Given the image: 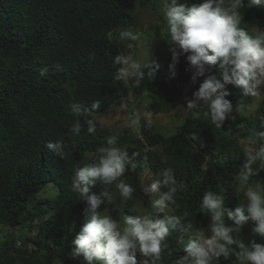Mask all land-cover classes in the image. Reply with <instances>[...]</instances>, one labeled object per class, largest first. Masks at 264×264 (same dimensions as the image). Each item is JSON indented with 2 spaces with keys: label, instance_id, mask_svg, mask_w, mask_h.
I'll return each mask as SVG.
<instances>
[{
  "label": "trees",
  "instance_id": "obj_1",
  "mask_svg": "<svg viewBox=\"0 0 264 264\" xmlns=\"http://www.w3.org/2000/svg\"><path fill=\"white\" fill-rule=\"evenodd\" d=\"M165 1L170 6V0ZM159 2L0 0V227L35 231V236H20L19 242L12 237L1 243L0 264H82L80 258L74 259L69 253L72 240L89 216L85 213L86 202L71 191V179L78 168L97 159L99 147L106 146L109 138V133L99 128L93 117L103 115L130 94L144 92L157 99L147 105V114H167L173 102L189 101L205 79L220 78L217 66H205L204 75L193 84L191 77L196 70L187 62L190 53L179 56L173 76L169 70L172 53L168 36L160 38L152 49L151 61L160 65L153 76L146 75L138 87L132 81L125 83L114 78L118 66L113 64V58L121 55L124 48L118 43L121 35L116 33L135 24L132 6L150 7ZM242 2L239 26L253 36L254 28L264 29V8L248 7L249 0ZM42 68L48 69L45 76L40 75ZM227 91L234 119L226 120L222 128L211 124L205 110L198 108L201 118L186 134L165 137L156 126L149 128L145 122L139 127V135L132 127L117 138L118 145L126 148L129 155L139 153V166L134 171L126 170L123 177L135 189L132 199H123L126 214H138L134 205L153 193L144 185H150L165 167H171L177 182L187 186L186 191L176 194L179 207L169 205L173 216L181 217L185 227L191 224L193 230L210 228V216L201 212L200 207L206 191L223 194L225 206L230 209L241 204L243 196L232 194L246 159L241 140H246L253 130H262L259 125L264 122V106L251 117H244L239 103L243 100L247 105L250 97L232 85L227 86ZM97 100L101 102L99 108L92 109ZM72 103L80 105V115L70 111ZM88 119L96 125L94 133L87 132ZM77 120L82 125L79 134L70 131ZM57 140L67 146L65 159L46 148L49 141ZM198 148L203 151L205 162L198 159ZM164 157L168 158L167 164L163 163ZM144 161L148 173L142 181ZM263 176L260 171L249 181H259ZM49 184L56 191L50 199L44 191ZM114 187L98 181L88 194L99 195L107 190L114 197ZM164 191L167 189L160 193ZM30 201L34 205L31 209ZM112 204L115 200L102 204L98 211ZM225 223L230 225L231 221L225 217ZM255 226L249 220L239 233H233V238L246 245H264V236L253 231ZM192 234L189 231L183 235L188 239ZM180 235L172 230L165 238L167 247L160 264H175L184 255L183 246L177 244ZM232 247L239 251L236 245ZM236 263L240 262L235 253L215 262Z\"/></svg>",
  "mask_w": 264,
  "mask_h": 264
},
{
  "label": "clouds",
  "instance_id": "obj_2",
  "mask_svg": "<svg viewBox=\"0 0 264 264\" xmlns=\"http://www.w3.org/2000/svg\"><path fill=\"white\" fill-rule=\"evenodd\" d=\"M264 8V0H249L248 7ZM242 0H200L198 3L170 0L166 10V31L168 33L169 51L172 53V63L169 70L175 75V66L179 56L187 55V62L195 68L191 77L194 84L198 76H203L205 66H217L220 78L210 76L192 93L187 102V109L193 110V120H199L201 114L195 111L203 108L204 115L216 128H222L226 120L234 119L231 115L232 104L226 99L230 93L227 86L240 88L245 97L254 98L257 102L264 100V32L253 37L239 25L241 24ZM139 34L131 31L121 33V39L137 40ZM179 50V51H178ZM113 64L118 66L114 78L128 83L132 81L140 86L145 76L151 77L160 65L149 59L141 63L132 56L117 55ZM47 68L40 70L45 76ZM100 101H94L92 109L100 106ZM247 105L242 100L239 110ZM73 114L80 115V105H69ZM147 126H152L151 113H148ZM87 132L94 133L96 125L93 120L85 121ZM139 119L130 118V126L135 131ZM259 131L253 130L246 140V157L238 175L239 187L237 193L243 194L244 203L230 209L225 206V196L212 191H206L201 201V212L210 216V236H205L201 230H193L191 224L186 227L181 217L162 216L169 205L177 204L178 191H186L183 182H177L174 170L165 167L153 179L149 190L153 193L164 191L159 199L152 203V211L147 215H124L123 222L113 219L109 214L98 211L102 204L110 203L112 192L102 191L99 195H89V190L98 181L104 185H115L124 200L132 199L135 189L125 182L126 170H135L139 166L136 157L139 153L129 152L117 143L116 137H109L106 146L98 149V157L91 163L78 168L71 179V191L79 200L86 202L85 213L89 219L80 228L72 240L69 255L80 258L82 264H160L162 253L167 245L165 238L170 231L182 233L177 238V244L183 246L184 255L175 264H215L221 257L228 258L235 253L240 264H264V245L252 243L246 245L233 238V233H239L242 226L249 220L256 226L253 231L264 236V186L249 185V180L264 170V122L259 125ZM70 131L79 134L82 125L75 121ZM66 145L61 141H49L46 148L60 159L67 157ZM168 158H163L167 164ZM226 191V190H224ZM187 216V213H184ZM225 217L231 221L225 223ZM192 231L188 239L185 233ZM236 245L239 251L232 246ZM138 256L142 260H138Z\"/></svg>",
  "mask_w": 264,
  "mask_h": 264
},
{
  "label": "rangeland",
  "instance_id": "obj_3",
  "mask_svg": "<svg viewBox=\"0 0 264 264\" xmlns=\"http://www.w3.org/2000/svg\"><path fill=\"white\" fill-rule=\"evenodd\" d=\"M165 3V0H161V2L155 6L142 7L136 4L132 6L135 24L127 29L122 30L120 33H116V35H121V33L125 31H131L134 34H139V38L135 41L127 39L129 40L128 43H124L123 39H119L118 43L124 46L121 55L132 56L141 63L146 62L148 59L149 62H151L153 58V47L156 43H158L160 38L168 36L166 31L167 21L165 15L167 3ZM254 31L255 35L253 36H257L260 32H264V29L254 28ZM111 38L114 37L111 36ZM261 91L264 92V87L261 88ZM156 100L157 99L155 96H151V93L149 94V92H144L142 94H130L128 99L117 101L109 107L106 113L103 115L94 116L93 119L99 128L105 129L109 133V137L114 136L116 138H120L127 133L126 129L132 128L130 126V118L138 117L139 123L137 126H135V128L137 134L139 135L140 125H142L144 122H147L149 118L146 112V107L148 104ZM187 102L188 101L186 99H182L179 102L175 101L172 103L171 109L167 114L151 116L152 125L156 126L158 132H160L165 137L186 134L190 131V129H192L195 122L191 115L193 110H189L186 107ZM263 106L264 100L257 102L254 98L250 97L247 107L244 109L242 115L244 117H251L252 115L256 114L260 108H263ZM243 129H246V125H243ZM241 146L245 149V145L241 143ZM196 153L198 159L202 162H205L206 157L203 155V151L200 148L197 149ZM262 172L264 173V170H262ZM147 173V163L144 161V168L141 171L142 181H145V176ZM248 183L254 187L257 185L264 186V176L259 181H249ZM149 186L150 185H144V188H149ZM239 186V181L237 180L235 191H232V194L235 196H243L242 192H236V188ZM50 187H52L54 190L52 191ZM114 189L115 196L112 200H115V204L106 206L101 212L103 214L111 215L113 219H117L122 223L123 216L128 214H126L124 211L125 205L123 203V198L120 196L119 190L116 187H114ZM146 189L144 190L147 193L148 190ZM44 191L49 199L56 195L55 188L52 184L47 185ZM160 195V192L152 193L145 201L136 203L134 205V209L137 210V215H147L149 212H151L153 210L152 203L156 199H159ZM244 202L245 201L243 198L241 204ZM33 206L34 205L30 201L29 209H31ZM50 212L53 213L52 211ZM171 212L172 210L168 206V208H166L162 213V216H173ZM200 230L204 232L206 237L211 235L210 228H202ZM28 235L35 236V231H28L26 229L13 230L6 227H0V244L4 241L11 240L12 237H14L15 240H18L17 242H19L20 236L27 237ZM142 259L143 258L141 257L140 260ZM55 264H60V262H55Z\"/></svg>",
  "mask_w": 264,
  "mask_h": 264
},
{
  "label": "bare ground",
  "instance_id": "obj_4",
  "mask_svg": "<svg viewBox=\"0 0 264 264\" xmlns=\"http://www.w3.org/2000/svg\"><path fill=\"white\" fill-rule=\"evenodd\" d=\"M135 30V29H134ZM138 33V32H137ZM145 123V122H144ZM141 126V125H140ZM208 164V163H207Z\"/></svg>",
  "mask_w": 264,
  "mask_h": 264
}]
</instances>
